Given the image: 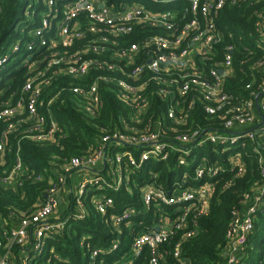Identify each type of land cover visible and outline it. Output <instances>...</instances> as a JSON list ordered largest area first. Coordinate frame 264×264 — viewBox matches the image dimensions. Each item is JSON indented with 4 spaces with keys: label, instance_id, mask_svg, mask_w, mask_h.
<instances>
[{
    "label": "built area",
    "instance_id": "built-area-1",
    "mask_svg": "<svg viewBox=\"0 0 264 264\" xmlns=\"http://www.w3.org/2000/svg\"><path fill=\"white\" fill-rule=\"evenodd\" d=\"M42 1L47 10L42 11L39 25L29 32L24 47L13 45V52L24 53L15 68L26 69L27 77L23 75L21 89L7 97L13 80L9 78L11 56L0 57V185L14 190L23 185L22 178L31 177L19 155L11 168L6 166L10 134H19L18 141L26 138L37 144H54L61 138V124L50 107L53 100L46 108L42 100L52 75L91 79L72 88L82 97L79 108L91 117L105 106L104 89L116 94L130 113L129 119H121L122 126L102 127L96 145L83 155L65 160L35 210L24 213L17 224L5 222L0 264H34L47 238L63 230L65 218L88 215L83 198L92 190H97L90 198L95 209L111 225L119 228L125 222L133 235L132 255L116 264H134L145 247L149 264H163L160 248L178 231L182 236L174 257L187 264L181 259L182 241L198 234L197 219L209 212L217 178L227 171L234 179L242 177L252 159L260 180L242 193L243 207L233 211L224 250L227 264H243L256 215L264 206V76L256 84H246V96L234 94L226 88V80L233 75L235 46H226L222 61H215L214 46L221 41L215 22L219 11L227 2L235 5L245 0L37 3ZM37 7L36 0H30L26 15L32 17ZM257 28L264 42V16ZM133 35L137 41L121 42ZM257 66L264 74V54ZM154 94L166 102L165 112L158 116L151 112ZM198 105L213 117L206 125L190 122ZM173 155L174 181L165 184L159 172L149 170L141 188L142 208L112 212L115 201L108 191L132 192L134 175L150 162L169 163ZM73 173L77 174L74 185ZM167 206L171 211H165ZM149 210L154 212V224L148 230L138 229L143 220H136ZM190 222L193 227L188 226ZM88 248L90 264H94L100 253L118 248V241L106 249Z\"/></svg>",
    "mask_w": 264,
    "mask_h": 264
},
{
    "label": "trees",
    "instance_id": "trees-1",
    "mask_svg": "<svg viewBox=\"0 0 264 264\" xmlns=\"http://www.w3.org/2000/svg\"><path fill=\"white\" fill-rule=\"evenodd\" d=\"M30 0H0V57L10 55L12 88L5 95L7 97L13 91H19L27 77L26 69H16L20 62L21 54L12 51L13 45L26 44L29 32L39 25L41 13L47 10L46 3L42 1L32 17L26 15V9ZM188 6V4H187ZM183 15V11L179 16ZM264 16V0H245L238 4L227 2L215 18L216 27L220 31L221 41L214 46L215 61L224 59L225 48L229 44L235 46L233 52V75L226 80V88L234 94L246 96L248 91L245 86L248 83H258L263 78L262 68L257 66L258 60L264 54V42L262 34L257 28V23ZM158 32L161 29L158 28ZM138 40V36H129L123 43ZM74 50V46L70 48ZM15 57H18L15 60ZM206 64L211 65L212 61ZM204 64L201 63V66ZM53 79L45 84L42 94L44 108L50 105L54 118L61 124L62 135L58 143L37 144L29 139H20L19 134L8 136L11 149L7 153V168H11L17 155L22 159L24 167L30 172V178H22L23 185L17 189H7L0 185V233L7 222L9 225L19 223L21 216L37 208L44 202L45 195L55 180L57 170L62 168L66 159L83 155L92 145H96L101 134V128L122 126L121 119H129L130 108L120 101L116 94L104 89V108L97 117H91L79 108L82 97L74 93L75 85H86L91 79L80 80L66 75H52ZM154 87V86H153ZM152 87V88H153ZM4 97V98H5ZM166 110V102L161 101L156 94L153 95L151 112L156 116ZM213 119L200 105L192 111L190 122L201 125L208 124ZM210 127V126H206ZM168 161L150 162L138 175H134L131 187L132 192L125 189L108 191L114 198L113 213H121L127 207L136 206L142 208L141 188L147 182L149 170L160 173L165 184H170L177 177L175 155ZM146 174V179H145ZM40 176V178H38ZM232 172L227 171L217 178L216 189L212 195L209 212L197 219L198 234L187 238L181 244V259L187 264H227L224 255L226 245V232L232 220L233 211L241 209L242 193L251 189L260 180L258 166L252 159L247 163L245 175L237 179ZM168 178V179H167ZM231 181V182H230ZM92 190L83 199L88 209L85 218H65L64 228L61 232H55L46 240L44 250L37 255L34 264H90L91 249H106L118 241V248L108 253H100L94 264H116L126 261L131 256L130 244L133 235L125 222L118 227L107 222L91 203ZM167 212L171 207L165 208ZM153 211L149 210L142 215V224L136 225L138 229L151 227ZM111 215V213H109ZM144 218V219H143ZM56 220V219H53ZM137 222L136 224H138ZM193 227L190 222L188 225ZM120 229V230H119ZM182 231H178L172 239L161 246L164 253L163 264H182L181 260L174 257L175 246L180 241ZM84 239V240H83ZM84 242L85 247L81 246ZM5 251L1 249L0 255ZM54 254L63 258L61 261ZM257 256V261L255 257ZM149 249L145 247L143 255L135 258L134 264H149ZM264 264V206L256 215L254 230L249 237L247 254L243 264Z\"/></svg>",
    "mask_w": 264,
    "mask_h": 264
},
{
    "label": "crops",
    "instance_id": "crops-1",
    "mask_svg": "<svg viewBox=\"0 0 264 264\" xmlns=\"http://www.w3.org/2000/svg\"><path fill=\"white\" fill-rule=\"evenodd\" d=\"M74 177H77V174H72V176H71V179H72V183H73V185H74Z\"/></svg>",
    "mask_w": 264,
    "mask_h": 264
},
{
    "label": "rangeland",
    "instance_id": "rangeland-1",
    "mask_svg": "<svg viewBox=\"0 0 264 264\" xmlns=\"http://www.w3.org/2000/svg\"><path fill=\"white\" fill-rule=\"evenodd\" d=\"M38 0H36V6H38L39 4L37 3ZM255 261H257V256L255 257ZM247 264V263H246Z\"/></svg>",
    "mask_w": 264,
    "mask_h": 264
},
{
    "label": "water",
    "instance_id": "water-1",
    "mask_svg": "<svg viewBox=\"0 0 264 264\" xmlns=\"http://www.w3.org/2000/svg\"><path fill=\"white\" fill-rule=\"evenodd\" d=\"M159 229H160V227H159V226H157V227H156V230H159Z\"/></svg>",
    "mask_w": 264,
    "mask_h": 264
}]
</instances>
